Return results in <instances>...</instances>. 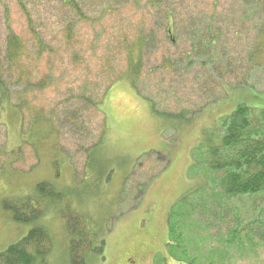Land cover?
Here are the masks:
<instances>
[{
  "label": "rangeland",
  "instance_id": "1",
  "mask_svg": "<svg viewBox=\"0 0 264 264\" xmlns=\"http://www.w3.org/2000/svg\"><path fill=\"white\" fill-rule=\"evenodd\" d=\"M74 1L84 16L61 0H0V252L41 226L51 247L37 264H161L165 249L182 247L197 264L214 249L225 264H264V200L220 196L203 158L204 133L220 135V116L239 103L264 108V67L253 90L234 88L219 68L224 79L214 89L198 66L164 67L162 48L152 49L132 86L124 41L153 27L145 0ZM176 1L189 17L214 10L216 0ZM219 3L222 43L239 66L262 9L255 0ZM11 35L21 45L15 58ZM179 44L168 57L188 49L187 40ZM259 45L264 59L263 37ZM27 201L41 215L17 222L11 208ZM174 207L181 215L169 231ZM74 224L81 235L69 231ZM244 224L251 235L227 243ZM72 237L88 242L81 261L70 256Z\"/></svg>",
  "mask_w": 264,
  "mask_h": 264
},
{
  "label": "trees",
  "instance_id": "2",
  "mask_svg": "<svg viewBox=\"0 0 264 264\" xmlns=\"http://www.w3.org/2000/svg\"><path fill=\"white\" fill-rule=\"evenodd\" d=\"M61 1L76 14L84 16L82 9L74 0ZM255 1L259 3L258 5L262 9V16L259 18V24L254 27L253 45L240 61V65L237 66L234 57H231L233 61H227L231 58H227L230 55L226 52V46L222 43L225 36L222 34L223 29L220 26V19H226V17L220 15L223 7L220 5L219 0L214 1V10L207 12L202 9V12L192 13L189 17L178 11L179 9L176 7H179L180 4L176 0H145L144 6L150 8V14L154 15L153 27L138 28L135 37L131 41L127 39L124 41V52L127 60L126 75L131 85H136L145 55L151 54L152 49L158 51L162 48L160 53L163 54L161 59L164 67L167 65V68L170 66L179 68L182 61L185 63L186 68L198 66L199 69L203 70L202 74H207V77L213 78L214 89L222 87L224 77L218 73V69L220 68L222 73V69L226 67L227 76L235 82L234 88L255 89L257 84L253 81L258 80L255 73L258 69L264 67V59L259 57L261 54L259 52L263 50L259 45V39L260 37L264 38V0ZM181 39L188 41V49L178 51L173 59L170 56L168 57V49L170 47H177L178 49ZM7 43L10 52L8 56L15 58L21 51L18 39L11 35ZM239 67L242 73L236 74L235 70ZM214 72L217 76L214 75ZM26 82L24 83L26 84ZM29 82L27 83L39 84ZM2 84L3 79L0 75V97L3 94ZM42 84H45L44 80ZM218 123L221 132L214 141H210L209 136L207 138L204 133L206 143L203 151V158L206 160L205 173L206 176L208 173H212V181L210 182H214V191L220 193V196L229 198L249 197L254 201L257 199L264 200V108H253L245 103H239L229 115L220 116L216 121V124ZM215 129L217 130V128ZM45 185H48V183L41 182L40 184L41 187ZM197 193L199 191L189 195V197ZM33 206L35 205L29 201L21 206H14L11 208L13 219L25 223L38 219L41 211ZM176 208L179 209L180 207L172 208L167 216L169 231L172 230V220L177 221V216L181 215H178V212L175 211ZM69 228L71 233L81 235L80 231H76L75 224L69 226ZM250 229H252L250 225L244 224L241 229L243 231L240 229L229 231L226 242L239 241L242 244L241 233L248 237L251 235ZM258 234H260V240L264 242L261 239V237L264 238V228ZM80 241L81 239L73 237L69 240V251L72 259L81 257L82 250L80 249L88 246L86 238L84 242ZM167 241L170 242L169 239ZM50 247L51 242L46 229L35 226L20 240L0 252V264L40 263L42 262L41 258L50 252ZM217 251V249H214V257L210 258L208 264H225L226 256L223 252L217 255ZM175 253L181 254L182 257ZM177 256L179 259L176 258ZM167 257L175 262L169 263ZM194 258L196 259L195 256ZM195 259H187L183 247L180 252L174 253H170L165 249L161 264H197ZM81 260L82 257L79 261Z\"/></svg>",
  "mask_w": 264,
  "mask_h": 264
}]
</instances>
